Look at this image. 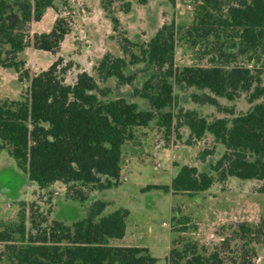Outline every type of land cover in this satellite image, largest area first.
Masks as SVG:
<instances>
[{
	"label": "trees",
	"instance_id": "1",
	"mask_svg": "<svg viewBox=\"0 0 264 264\" xmlns=\"http://www.w3.org/2000/svg\"><path fill=\"white\" fill-rule=\"evenodd\" d=\"M54 1L0 0V67L13 69L19 81L28 83L25 95L19 100H0V152L5 151L30 182L39 189L57 182L66 185L68 190L79 187L72 199L78 202L86 201L82 189L91 187L101 191L115 187L122 147L134 141L135 129L146 128L158 117V125L167 135L172 128L178 130L184 126L189 130L187 145L208 134L224 151L210 166L214 176L184 165L169 186H146L141 192L162 190L193 196L209 190L214 182L224 183L229 178L264 183V103L253 104L249 111L231 119L217 118L210 122L194 111L179 110L176 117L170 111L162 112L174 104V85L203 92L193 94L192 102L210 105L225 113L216 98L234 101L241 93H249L252 104L264 94L258 76L260 70L233 66L236 56L225 52L220 44L229 31L230 37L238 41V52L260 49L264 53V0H192L199 3V14L191 26L177 27L171 21L142 44H135L125 36L118 37L123 57L105 54L95 70L98 81L82 71L72 85L64 81L66 71L72 66H62V58L33 77H29L24 70L25 63L18 59L30 44L36 50L57 53L69 33L62 18L55 19L49 32L33 35L32 42L29 36L30 25L39 22L46 9L58 13ZM133 1L139 5L148 2ZM166 1L174 5L176 0ZM112 3L113 0H100L107 14ZM123 5V12L129 13L130 2ZM109 19L116 31L119 21L115 17ZM182 30L193 49L198 44L205 47L209 39L219 45L217 54L207 60L206 66L175 67L174 50ZM138 64H144L145 71L151 70V75L140 88H133L132 96L145 100L149 110H139L136 104L123 98L105 100L110 90L99 88L98 83L115 79L118 86L132 85L136 74L127 75L124 70ZM212 153L205 150L199 159L203 161ZM33 207L34 204L29 205L27 217L24 206L18 213L19 223L0 231V243H11L14 234L20 237L22 245L6 246L13 251L11 260L17 264L158 263L145 248L113 245L124 237L128 216L125 209L103 216L106 203L95 201L87 217L71 228L58 221L41 228L45 219L36 222ZM27 219L34 234L26 230ZM231 235L244 245L263 244L264 220L256 225L235 224ZM220 247L228 249L229 238L222 240ZM2 258L0 254V262ZM165 261L166 264H236L235 260L227 261L217 248L207 253L196 243L185 244L182 252L172 248Z\"/></svg>",
	"mask_w": 264,
	"mask_h": 264
},
{
	"label": "rangeland",
	"instance_id": "2",
	"mask_svg": "<svg viewBox=\"0 0 264 264\" xmlns=\"http://www.w3.org/2000/svg\"><path fill=\"white\" fill-rule=\"evenodd\" d=\"M125 2L131 4L129 13H132V17L127 18L126 22L122 19L121 22L119 20L125 14L123 12ZM56 8L58 13L48 11L42 22L30 25L29 36L32 42L33 35L45 33L53 26L54 21L52 26L50 24L52 18L54 20L62 18L69 28V33L60 44L57 53L39 51L30 44L18 55V59L25 63L24 70L28 71L29 77H33L47 70L57 58H62V66L66 64L72 66L64 75L65 84L68 85H72L76 75L82 71L98 81L95 70L105 54L123 57L116 40L118 37L125 36L135 44H142L149 41L163 24L174 21L177 27L187 28L196 21L199 14V3L192 0H176L174 5H170L166 0H148L145 5H139L133 0H113L108 14L101 8L100 0L98 4L97 0H58ZM98 8L103 12L104 18L108 19L109 24H106L103 16L97 13ZM109 17H115L119 21L116 31H113ZM183 31L177 35L174 50L175 67L182 69L195 65L206 66L207 60L217 54L219 45L209 39L205 47L198 44L193 49ZM230 35L231 33L227 31L220 44L225 52L236 56L232 65L260 70L258 74L260 86L264 89V53H261L260 49L257 51L245 49L244 52H238V41L236 39L234 41ZM134 52H137L136 49ZM145 69L147 67L144 64H138L128 66L124 70L127 75L136 74L134 85L117 88L115 79H109L105 83L99 82V88L110 90L105 100L123 98L131 102L139 99L132 96V90L140 88L144 78L151 75V70ZM27 88L28 83L25 80L19 81L18 73L13 69L0 67V100H19L25 95ZM179 89L178 86H173L174 104L171 108L162 110L163 113L170 111L176 117L179 110L191 111L190 104L193 103L191 96L203 93L195 89L180 92ZM204 93L209 94L207 91ZM248 99L249 93H241L234 101L216 98L222 110L227 113L218 111L210 105L195 103L193 111L208 122L217 118L231 119L249 111L253 104L264 103V94L252 104ZM137 106L139 110L149 108L144 100ZM158 121L157 117L146 131L141 128L135 129L134 141L126 143L123 147L125 166L120 172L119 185L107 190H96L97 195L91 187L82 189L86 196L85 202L72 200L80 190L79 187L68 190L66 185L56 183L39 189L17 169L6 152L1 151L0 231L11 229L19 223L18 213L24 206L28 217V207L31 204H34L33 209L37 213L36 222L45 219L41 228L49 226L52 221L61 222L71 228L76 222L87 217L94 201H101L106 203L103 216L119 209L128 210L129 215L125 219V241L130 247L149 249L150 255L158 259L157 264H166V257L172 248L182 252L188 243H196L207 253L217 248L227 261L235 260L236 264H264V243L252 242L244 245L243 241L231 235L235 224L247 222L256 225L261 219L264 220L263 182L229 178L224 183L214 182L209 190L193 196L165 193L162 190L141 192L145 186H168L174 174L173 169L169 168L170 164L178 169L186 164L195 167L199 172L214 176L210 166L224 151L223 147L215 144L208 134L198 142L187 145L189 135L181 138L179 129L173 128L167 135L164 128L158 125ZM175 123L174 121L173 127ZM166 149H174L175 159L167 157V162L170 160V163H165L161 156ZM205 150L213 153L201 161L199 155ZM167 154L171 155L170 152ZM25 226L28 232L34 234L28 219ZM225 238H229L228 249L220 247ZM12 240L11 243H0V254H3L0 264H17L15 260H11L13 251L7 250L6 246H20L22 243L20 237L15 234L12 235ZM244 252H248L247 256L239 259Z\"/></svg>",
	"mask_w": 264,
	"mask_h": 264
},
{
	"label": "crops",
	"instance_id": "3",
	"mask_svg": "<svg viewBox=\"0 0 264 264\" xmlns=\"http://www.w3.org/2000/svg\"><path fill=\"white\" fill-rule=\"evenodd\" d=\"M56 1H58V0H55V1H54V6H55V7H56ZM98 1H99V0H97V4H98ZM51 10H52L51 8L46 9L45 12H44V14H43V16H42V18H41V20H40L39 22H36V23L39 24L40 22H42L43 19H44V16H46L47 12H48V11H51ZM54 12H55V11H54ZM97 13H100V14L102 15L103 12L101 11V9L98 8V9H97ZM102 16H103V15H102ZM86 17H87V16H86ZM122 17H123V18H121L119 21L123 22V21H122V19H123V20L126 22V19H127V18L132 17V13H126V14H123ZM88 19H89V18H88ZM51 21H52V22H51L50 24H51V26H52L53 21H55L54 18H52ZM103 21H104L106 24H109L108 19L104 18V16H103ZM50 29H51V28H50ZM50 29H47L45 33L49 32ZM158 29H159V28H158ZM63 42H64V41H62V43H63ZM148 77H149V75H147L146 78H144L143 82H144L146 79H148ZM136 78H137V77H136ZM136 78H135V81H136ZM107 81H108V80H107ZM135 81H134V82H135ZM134 82H133V83H134ZM143 82H142V83H143ZM133 85H134V84H133ZM117 88H119V86H118ZM191 89H192V88H190V90H191ZM185 90H186V89H181V88L179 89L180 92H183V91H185ZM132 98H133V97H132ZM134 98H139V97H134ZM117 99H118V98H117ZM126 100H127V99H126ZM144 101H145V100H144ZM131 103H134V104H136V105H139L140 103H143V99H141V98H139V99H137V100L135 99V100L131 101ZM190 109H191V111H193V103L190 104ZM147 110H149V108H148ZM144 111H146V110H144ZM151 125H152V122L149 123V125H148L146 128H141V129H143L144 131H146V129H147L148 127H150ZM173 125H174V122H173ZM179 131H180L179 133H180L181 138H183L184 135H185V136H188V135H189V130H188L186 127H184V126L181 127V128H179ZM183 133H184V134H183ZM124 146H125V145H124ZM124 146H123V147H124ZM123 147H122V149H121V153L123 152ZM176 147H177V146H175V148H176ZM173 150H174V149H172V150L166 149V150H164V153L161 154V156H162V158L164 159V162H165V163H168V162L170 163V160L167 162V157H170V158L172 157L173 159H175V156H174L175 153H174ZM167 152H170L171 155L168 156ZM172 158H171V160H172ZM174 161H175V160H174ZM123 164H124V161H123V156H122V154H121L120 172H121L122 168L125 166V165H123ZM184 165H186V164H184ZM195 165H196V164H195ZM186 166H187V165H186ZM188 166H189V165H188ZM189 167H193V166H189ZM156 168H158V164L156 165ZM169 168L173 169L174 174H176V172H177V170H178L177 167L174 168V167H172V165L170 164V167H169ZM174 174H173V176H175ZM173 176H172V179H173ZM119 178H120V174H119ZM172 179H171V180H172ZM124 180H125V178H124ZM170 182H171V181H170ZM57 183H58V182H57ZM54 184H56V183H54ZM118 185H119V179H118V183H117V185H116L115 187H117ZM169 185H170V184H169ZM169 185H168V186H169ZM153 186H158V185H153ZM145 187H146V186H145ZM145 187H144V188H145ZM144 188H142V189H144ZM142 189H141V190H142ZM95 191H96V190H95ZM94 194L97 195V191L94 192ZM94 202H95V201H94ZM125 210H126V209H125ZM127 211H128V210H127ZM128 215H129V212H128ZM127 217H128V216H127ZM125 237H126V236H125V233H124V237L120 240V242H118L119 240H117V241L114 242V245H115V246H119V247H130V245H128L127 241H125V240H126ZM124 241H125V242H124ZM137 247H138V248H145V249H147L146 247H139V246H137ZM147 250H148V252H149V249H147ZM149 254H150V253H149Z\"/></svg>",
	"mask_w": 264,
	"mask_h": 264
}]
</instances>
